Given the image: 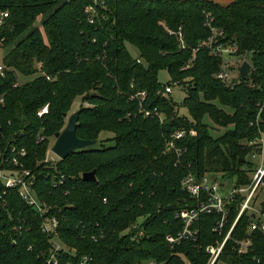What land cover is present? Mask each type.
Returning <instances> with one entry per match:
<instances>
[{"label":"trees","instance_id":"obj_1","mask_svg":"<svg viewBox=\"0 0 264 264\" xmlns=\"http://www.w3.org/2000/svg\"><path fill=\"white\" fill-rule=\"evenodd\" d=\"M92 0H0L7 11L0 76V150L24 148V166L35 177L37 198L58 218V235L66 247L49 261L50 243L41 232L43 216L15 189L0 199V264H205V247L223 239L242 196L229 206L222 232L213 231L217 213H201L194 226L195 241L170 245L166 235L182 229L175 216L201 199L181 187L189 172L197 178L231 177L234 187L250 181L255 165L247 161L264 134V0H104L89 23ZM211 25L223 40L236 44L232 54L251 64L245 82L232 87L216 78L222 58L199 46ZM39 17L40 26H35ZM95 17V16H94ZM180 30L184 44L169 30ZM138 50L133 57L126 48ZM166 69L169 81L186 88L182 102L188 115L164 95L157 73ZM20 83L19 78H28ZM137 91H145L144 108L157 109L163 120L139 111ZM80 97L76 135L99 139L113 133V145L91 146L64 159L45 161V154L66 123L73 101ZM47 105V112H37ZM257 112H260L257 117ZM207 116L226 128L213 136ZM178 129H194L176 141L178 153L166 139ZM43 139L39 140V136ZM107 139V138H106ZM10 166L9 164H4ZM94 171L95 181L82 178ZM250 172V173H249ZM264 213V201L259 203ZM243 213L227 240L222 260L229 264H264V238L254 233L245 255L232 250V239L247 233ZM136 224V228L132 225ZM141 231V234H138Z\"/></svg>","mask_w":264,"mask_h":264},{"label":"built area","instance_id":"obj_2","mask_svg":"<svg viewBox=\"0 0 264 264\" xmlns=\"http://www.w3.org/2000/svg\"><path fill=\"white\" fill-rule=\"evenodd\" d=\"M92 1L93 5H91L87 10L89 23H93L95 18L98 16L95 11L96 6L98 7L104 5V0ZM7 16V11H0V27L5 23ZM205 24L210 28V34L201 41L199 46L207 47L212 55L222 58L221 69L215 76L226 86L232 87L236 83L240 82V77L237 71L238 66L234 68V71L231 69L232 72H235L234 75H231L229 72L230 66L226 60V56H232V54L236 51V44L223 40V31L211 25V17L209 14L206 16ZM169 33L176 34L178 38L182 37L180 27L176 32L174 30H169ZM4 40V36L0 35V52L2 50ZM1 58L2 54L0 53V76H3L5 73V67ZM169 85L170 84L164 85V95L171 93L172 90ZM133 96L138 98L139 111L142 112L144 116H156L161 121L163 120V115L157 109H148L143 107L142 101L146 96L145 91H137ZM259 111H264V100L259 105ZM46 112L47 105L43 106L37 112V115L41 116ZM186 134L193 136L195 135V130L178 129L172 132L166 141L167 146L178 153L179 149L175 146L176 141L183 138ZM259 136L248 141V145H254L252 150V153L254 152L253 155L264 152V140ZM41 139H43V137L40 135L39 140ZM25 154L26 151L24 148L21 147L17 149L12 147L10 149V155L5 158L0 150V199L3 198V194H5L6 190L15 189L17 194L27 204L32 206L40 216H43V220L40 224V230L42 233L47 235L49 239V261L56 263L58 252L66 248L60 241L58 235V218L53 215L47 216L46 213L48 211V206L37 198L34 190L35 177L24 166ZM45 161H51L47 157V151L45 154ZM4 164H9L10 166H6ZM260 184L264 185V160H261L260 163L256 165L255 172L247 184L240 187H233L223 193H221L220 190L224 189V187H222L220 182L217 180L210 178L209 176L197 178L191 172L187 173L181 179V187L187 191L190 196L195 197L197 200L201 199L200 196L203 193L204 199L200 200L194 207L183 208L176 212L175 216L182 221L183 227L175 235H166V241L170 245L178 244L183 239L195 241L198 235V229L194 226V224L201 213H217L219 218L216 220L215 226L212 230L221 233L227 222L229 206L234 202V200H236V196L240 195L242 196V199L238 202L237 214L223 239L215 244H209L205 247V251L208 255L205 264H229L227 261L222 260L221 257L227 240H230L231 238V231L243 213H246L249 217V221L247 223L248 235L232 239L231 242L233 243L232 250L235 251L237 255H245L252 243L254 233H259L264 238V213L261 211L260 206H256L252 200V197ZM136 227V224L132 225V228ZM141 233V231H138V234ZM89 261L90 257L88 255H83L80 258L79 264H88ZM253 261L254 263L251 261L249 264L260 263L259 258H255Z\"/></svg>","mask_w":264,"mask_h":264},{"label":"rangeland","instance_id":"obj_3","mask_svg":"<svg viewBox=\"0 0 264 264\" xmlns=\"http://www.w3.org/2000/svg\"><path fill=\"white\" fill-rule=\"evenodd\" d=\"M215 1L221 2V3H225V2H228L229 0H215ZM207 15H208V13L205 15V21H206V16ZM204 24H205V22H204ZM35 26H40L39 17H38L37 21L35 22ZM167 31H168V34H170L168 28H167ZM172 35H176V34H172ZM176 37H177V35H176ZM177 39L179 40L180 45L183 46V44H184L183 35H182L181 38H178L177 37ZM125 45H126L127 50L129 51V53L133 57H136L138 55V50L133 45H131L130 43H126ZM2 52H3V49L1 50L0 53L2 54ZM226 60H227V62L229 64V66H230L229 67L230 74L231 75H234L235 72H232L231 69H233V71H234V68L237 67V66H239L242 63V61L240 59L239 60L236 59L235 56H230V55L226 56ZM244 60H246V59H243V61ZM31 78H32V76H30L28 78H21L20 77L19 78V82L22 83L25 80H27V79L29 80ZM169 79H170L169 78V74H168V72H167L166 69H162V70H160L157 73V80H158L159 83L166 84L169 81ZM169 86L171 87V90L172 91L168 95L172 99V101L175 103V105L177 106V112H178V114L185 115V116H189L188 115L187 108L185 106H183V104H182V102H183V100H184V98L186 96V88L183 85H179V84H176V83H174V84L171 83ZM80 104H81V99H80V97H77L73 101V103L71 105V109L69 110V112L67 113V115H69L73 111L77 110L79 108ZM260 112H262V111H260ZM260 112H257V115H258L257 117H259ZM159 121H161V120L159 119ZM203 121L205 123H207V125L210 127V132H211V134L213 136H219L226 129H228V127H230V126H228L226 128L219 127V126L215 125L212 121H210V119L207 116H205L203 118ZM259 135L258 136L264 140V134L263 133H259ZM112 136H113V133H111V132H108V131H102V132H100V134H99L100 141H98V143L95 144L94 146H96L98 148L112 146L113 145V140L110 139ZM166 141H167V139H166ZM53 142H54V138L50 139V146L47 149V157L51 161H56L59 158L53 152L50 151V147H51V145H52ZM166 148L168 150H170V148L167 146V144H166ZM253 153L251 152V154L247 155L246 156V159H247V161L252 162L253 165H255V168H256V165L259 164L261 160H264V152L258 153L257 155H253ZM254 172H255V170L252 171L251 173L249 172L250 173L249 174L250 175V178H252ZM207 177H208V175H207ZM212 177H216L218 182H220V180H221V178H220L219 175L214 174V175H212ZM222 182H223V185H224L223 186L224 189H221L220 190L221 193H223L225 191H228V190H230V189H232L234 187V185L232 183V178L231 177H225V178H223L222 179ZM252 200H253V202H254V204L256 206H258L261 201H264V185L260 184L258 186L257 190L255 191V193H254V195L252 197Z\"/></svg>","mask_w":264,"mask_h":264},{"label":"water","instance_id":"obj_4","mask_svg":"<svg viewBox=\"0 0 264 264\" xmlns=\"http://www.w3.org/2000/svg\"><path fill=\"white\" fill-rule=\"evenodd\" d=\"M251 69L249 61L244 60L238 66L237 71L240 77V82L244 83L248 72ZM79 109L73 111L69 115L66 114V123L64 127L54 135V142L50 147L59 159H64L69 153L91 147L98 143V139H83L76 135V125L78 120ZM82 178L86 181H95L94 171L85 172Z\"/></svg>","mask_w":264,"mask_h":264},{"label":"crops","instance_id":"obj_5","mask_svg":"<svg viewBox=\"0 0 264 264\" xmlns=\"http://www.w3.org/2000/svg\"><path fill=\"white\" fill-rule=\"evenodd\" d=\"M214 1H215V0H214ZM229 1H231V0H229ZM229 1H228V2H229ZM228 2H225V3H228ZM220 3H221V2H220ZM225 3H222V4H225Z\"/></svg>","mask_w":264,"mask_h":264}]
</instances>
